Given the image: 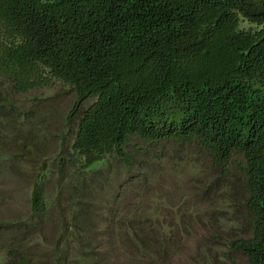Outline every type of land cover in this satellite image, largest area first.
<instances>
[{"label":"trees","instance_id":"16d2710c","mask_svg":"<svg viewBox=\"0 0 264 264\" xmlns=\"http://www.w3.org/2000/svg\"><path fill=\"white\" fill-rule=\"evenodd\" d=\"M57 82L75 91L59 174L81 171V223L108 158L133 169L130 135L188 142L214 165L241 157L249 233L228 246L264 264V0H0V134L23 125L14 94Z\"/></svg>","mask_w":264,"mask_h":264},{"label":"rangeland","instance_id":"374dc122","mask_svg":"<svg viewBox=\"0 0 264 264\" xmlns=\"http://www.w3.org/2000/svg\"><path fill=\"white\" fill-rule=\"evenodd\" d=\"M14 97L23 125L0 134V264L10 250L25 264H250L228 246L249 233L239 155L214 165L188 142L130 135L133 169L108 158L81 223L71 189L81 171L66 162L59 174L71 157L75 91L57 82Z\"/></svg>","mask_w":264,"mask_h":264},{"label":"crops","instance_id":"0c3cea01","mask_svg":"<svg viewBox=\"0 0 264 264\" xmlns=\"http://www.w3.org/2000/svg\"><path fill=\"white\" fill-rule=\"evenodd\" d=\"M1 170V169H0Z\"/></svg>","mask_w":264,"mask_h":264}]
</instances>
